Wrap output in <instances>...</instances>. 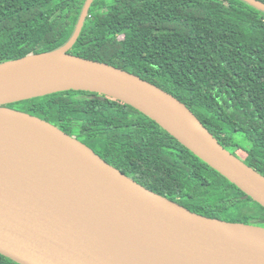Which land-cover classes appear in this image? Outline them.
<instances>
[{"label": "trees", "instance_id": "trees-1", "mask_svg": "<svg viewBox=\"0 0 264 264\" xmlns=\"http://www.w3.org/2000/svg\"><path fill=\"white\" fill-rule=\"evenodd\" d=\"M86 1L0 0V64L64 46ZM70 54L172 94L264 176V12L242 0H95ZM9 107L55 125L195 213L264 226V207L121 101L66 91ZM0 264L18 263L0 254Z\"/></svg>", "mask_w": 264, "mask_h": 264}, {"label": "water", "instance_id": "water-1", "mask_svg": "<svg viewBox=\"0 0 264 264\" xmlns=\"http://www.w3.org/2000/svg\"><path fill=\"white\" fill-rule=\"evenodd\" d=\"M61 48L0 64V254L18 264H264V226L210 218L125 175L77 138L10 105L66 91L121 101L264 207V176L180 100ZM264 12V2L242 0Z\"/></svg>", "mask_w": 264, "mask_h": 264}, {"label": "rangeland", "instance_id": "rangeland-1", "mask_svg": "<svg viewBox=\"0 0 264 264\" xmlns=\"http://www.w3.org/2000/svg\"><path fill=\"white\" fill-rule=\"evenodd\" d=\"M28 16H30V15H28ZM17 104V103H16ZM239 140H240V142H241V144H246V145H251V143L248 141V140H246L245 138H244V136H240L239 137Z\"/></svg>", "mask_w": 264, "mask_h": 264}]
</instances>
